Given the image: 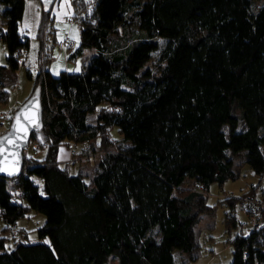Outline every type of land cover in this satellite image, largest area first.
Instances as JSON below:
<instances>
[{"label": "trees", "instance_id": "16d2710c", "mask_svg": "<svg viewBox=\"0 0 264 264\" xmlns=\"http://www.w3.org/2000/svg\"><path fill=\"white\" fill-rule=\"evenodd\" d=\"M69 1L78 43L64 42L80 68L47 69L43 41L54 28L51 8H41L31 90L40 86L42 127L20 173L0 176V264H175L174 251L187 264L197 257L196 225L214 209L210 185L236 179L237 158L259 181L221 200L235 231L228 264H264V218L241 229L235 213L241 196L264 188V0ZM0 6L4 78L24 60L28 37L24 0ZM157 38L166 45L152 64ZM62 145L99 154L88 174L58 160ZM32 211L45 216L36 228L44 240L26 242L22 230L6 249L16 220Z\"/></svg>", "mask_w": 264, "mask_h": 264}, {"label": "rangeland", "instance_id": "374dc122", "mask_svg": "<svg viewBox=\"0 0 264 264\" xmlns=\"http://www.w3.org/2000/svg\"><path fill=\"white\" fill-rule=\"evenodd\" d=\"M40 3L38 0H24V15L20 20L19 29L20 31L24 30L26 36L28 37V46L22 59H24V64H20L18 69L10 76L6 73L5 70L4 78L0 77L1 84L0 90L5 94L4 103H0V111L7 110L8 108H16L31 92L32 82L37 72V54H38V40L35 39L36 26L38 22V14H36ZM52 13H54V21L52 27L54 28L53 33L50 36H46L43 41V52L46 55L47 69L56 75L60 70H63L65 60L67 59L70 69L80 68V61L78 58H63L62 54H65V47L59 48L56 46L58 41V36L62 31L63 38L66 39V43H70L72 48L76 47L75 42L78 41V25L67 22L70 17L69 13H66L69 9L68 0H55L52 5ZM1 11V6H0ZM66 14V15H65ZM34 17V20H33ZM36 18V19H35ZM63 18V20H59ZM1 19V17H0ZM58 21H64L63 24ZM69 23V26L68 24ZM69 27V28H68ZM131 32L133 33L132 40L135 38V33L140 32L136 22L132 23L130 26ZM69 32V34H64V32ZM73 34V35H71ZM77 40V41H75ZM158 47L152 52V64H155L159 60V55L161 49L166 45V41L162 38H157ZM93 53V50H84V56ZM5 46L2 40L0 39V65L5 64ZM83 58V57H82ZM75 64V67L73 68ZM30 74V77H29ZM3 76V75H2ZM8 111V110H7ZM12 114V113H11ZM10 111L8 115L11 116ZM8 126V121H5L0 125V133L3 132ZM244 125L241 121V124L238 129H243ZM224 130H227L224 127ZM111 138H119L116 128L113 127L109 130ZM36 148V144L33 143L27 144L23 150L25 154H33V148ZM75 154L71 155L70 146L65 147L63 159L66 158L67 161L70 159V165L68 166L70 173H75L77 168L80 167L83 173L88 174L94 163L97 161L99 154H93L87 146H74ZM261 151L264 155V146L261 147ZM38 153L35 157L39 158L43 155L44 150L38 149ZM234 169L238 171V177L234 180H227L223 184L212 183L209 188L208 204L214 206V209L211 213H204L202 218L196 225L197 231V257L193 260L187 262V264H228L232 259V247L230 245V239L232 238L235 231L227 232L225 226V211L226 207L222 203V198L228 194L239 196L244 191H246L251 185L256 184L259 181V177L252 172L250 167L243 161H240L237 158ZM34 183L41 184L40 179L33 177ZM260 185L264 186V178L260 180ZM236 216L239 220H244V215L236 208ZM45 216L42 213L29 212L24 216L19 217L16 222V231H14L13 236H9L5 241V248L10 249L13 244V238L20 235L22 230L27 231V238L24 239L26 242L35 241V240H44L39 239L36 236V228L44 222ZM5 224L0 219V234L1 228ZM155 231V230H154ZM156 234V233H155ZM174 263L180 264L181 255L178 251L173 252ZM109 264H114L112 259H109Z\"/></svg>", "mask_w": 264, "mask_h": 264}, {"label": "water", "instance_id": "95a60500", "mask_svg": "<svg viewBox=\"0 0 264 264\" xmlns=\"http://www.w3.org/2000/svg\"><path fill=\"white\" fill-rule=\"evenodd\" d=\"M41 8L49 10L55 0H38ZM42 127L40 86L37 84L30 94L14 109L7 128L0 133V176L12 178L21 171L22 150L28 144L31 132Z\"/></svg>", "mask_w": 264, "mask_h": 264}, {"label": "built area", "instance_id": "2783aa9c", "mask_svg": "<svg viewBox=\"0 0 264 264\" xmlns=\"http://www.w3.org/2000/svg\"><path fill=\"white\" fill-rule=\"evenodd\" d=\"M74 23L78 20L74 19ZM57 47H65L64 40H58ZM23 64V60L21 61ZM9 119L7 111H0V125ZM73 153V150H70ZM238 210L244 215V220H239V228H247L258 225L260 219L264 218V188L255 195L241 196L238 201ZM13 228V227H12Z\"/></svg>", "mask_w": 264, "mask_h": 264}, {"label": "crops", "instance_id": "0c3cea01", "mask_svg": "<svg viewBox=\"0 0 264 264\" xmlns=\"http://www.w3.org/2000/svg\"><path fill=\"white\" fill-rule=\"evenodd\" d=\"M35 4V6L36 7H38L37 5H36V3H33V5ZM68 4H69V9L67 10V12L66 13H69L68 14V16H66V17H70L69 18V20L67 21V22H71L72 24H74L73 23V20H72V18H71V13H72V9H71V5H70V1L68 0ZM53 5V4H52ZM52 7L53 6H51V10H52ZM24 9H25V6H24V8H23V14H22V17H23V15H24ZM40 12H41V5H39V7H38V10H37V12H36V14H38V20H39V15H40ZM66 15V14H65ZM51 16H52V18L54 19V17H55V15H54V13H52V11H51ZM21 17V18H22ZM36 19V18H35ZM33 20H34V17H33ZM59 20H63V18H59ZM54 21V20H53ZM59 23H61V24H63L64 23V21H58ZM63 22V23H62ZM37 24H38V22H37ZM68 24V26H69V23H67ZM1 25H3V19L1 18L0 19V26ZM36 28H37V26H36ZM69 28V27H68ZM36 30V29H35ZM21 33L22 34H24V35H27L26 34V32H25V28H24V30H22L21 31ZM69 34V32H64V34ZM60 34L62 35L63 33H62V31L60 32ZM60 34H59V38H58V40H65L66 41V39L65 38H63L64 36H62V37H60ZM71 35H73V34H71ZM75 41H77V40H75ZM77 43H78V41L77 42H75V45H77ZM67 50V49H66ZM68 51H65V54H62V56H63V58H67L68 57ZM78 58V57H77ZM23 62H24V60H23ZM65 65H64V68H63V70H67V71H78V68L77 69H70L69 68V63H68V61H67V59L65 60ZM75 67V64H74V66H73V68ZM53 74V73H52ZM54 75V74H53ZM12 108H8L7 110L8 111H10ZM64 151H65V145H62V146H60L59 147V151H58V160L59 161H61L63 158H62V156H63V154H64Z\"/></svg>", "mask_w": 264, "mask_h": 264}, {"label": "snow or ice", "instance_id": "6c2138e0", "mask_svg": "<svg viewBox=\"0 0 264 264\" xmlns=\"http://www.w3.org/2000/svg\"><path fill=\"white\" fill-rule=\"evenodd\" d=\"M41 194H43V193H41ZM45 243H47V241H45Z\"/></svg>", "mask_w": 264, "mask_h": 264}]
</instances>
